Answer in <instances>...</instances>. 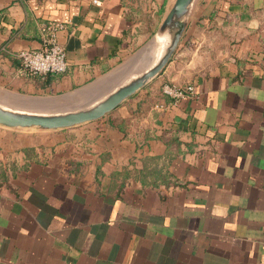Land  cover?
<instances>
[{
  "label": "crops",
  "instance_id": "crops-1",
  "mask_svg": "<svg viewBox=\"0 0 264 264\" xmlns=\"http://www.w3.org/2000/svg\"><path fill=\"white\" fill-rule=\"evenodd\" d=\"M174 1L0 0V95L104 76ZM48 20L68 69L24 75ZM164 83L197 93L160 109ZM0 264H264V0H197L162 74L97 121L0 124Z\"/></svg>",
  "mask_w": 264,
  "mask_h": 264
},
{
  "label": "water",
  "instance_id": "water-1",
  "mask_svg": "<svg viewBox=\"0 0 264 264\" xmlns=\"http://www.w3.org/2000/svg\"><path fill=\"white\" fill-rule=\"evenodd\" d=\"M196 2L197 0H175L153 38L132 57V60L161 42L157 55L150 58L143 68L134 70L122 82L100 96L86 100L96 92L102 91L126 64L75 91L58 97H26L4 93L0 95V124L13 128L57 130L105 117L162 74L178 50ZM73 101L78 104H65ZM47 103L63 105L56 108L46 107Z\"/></svg>",
  "mask_w": 264,
  "mask_h": 264
},
{
  "label": "built area",
  "instance_id": "built-area-1",
  "mask_svg": "<svg viewBox=\"0 0 264 264\" xmlns=\"http://www.w3.org/2000/svg\"><path fill=\"white\" fill-rule=\"evenodd\" d=\"M98 3V0H94ZM59 21H45L40 24L43 45L38 49H22L17 53L21 60V72L27 76H47L61 74L67 71L68 63L66 50L58 40V33L64 28ZM162 94L170 97V103H160L156 107L163 109L170 105H177L188 96H195L197 91L194 84L176 85L164 83Z\"/></svg>",
  "mask_w": 264,
  "mask_h": 264
},
{
  "label": "rangeland",
  "instance_id": "rangeland-1",
  "mask_svg": "<svg viewBox=\"0 0 264 264\" xmlns=\"http://www.w3.org/2000/svg\"><path fill=\"white\" fill-rule=\"evenodd\" d=\"M153 38V36L148 40V42L140 47H138L135 50H132L130 53H128L127 55H125L123 61L115 68H119L122 65L126 64V67L123 68L120 72H118L116 75L113 76V78L111 79V81L105 86V88L100 91V92H96L95 95H92L90 97H88L86 100L88 101L89 99L93 98V97H97L100 96L101 94H103L104 92H106L107 90L111 89L112 87L116 86L117 84H119L120 82H122L125 78H127L134 70L137 69H141L143 68L149 61L150 58H152L153 56H156L157 53L154 52L157 50V45H155L154 47H152L150 50H148L147 52L144 51L141 54V57L138 59L137 62L133 63L132 57L144 46H146L150 40ZM114 69V70H115ZM65 102H63L64 104ZM61 103V105H56V104H46V107H58V106H62L63 105ZM65 104H69V105H74V104H78V102L73 101L72 103H65ZM81 129V128H79Z\"/></svg>",
  "mask_w": 264,
  "mask_h": 264
},
{
  "label": "bare ground",
  "instance_id": "bare-ground-1",
  "mask_svg": "<svg viewBox=\"0 0 264 264\" xmlns=\"http://www.w3.org/2000/svg\"><path fill=\"white\" fill-rule=\"evenodd\" d=\"M161 44H162L161 42H160V44H159V43L156 44L158 47H157V50L154 51V52H156V53L159 52V50H160V45H161ZM142 53H143V52H142ZM142 53H140L139 56H138L136 59H134V61L132 62V64L138 61V59L141 57V54H142Z\"/></svg>",
  "mask_w": 264,
  "mask_h": 264
},
{
  "label": "trees",
  "instance_id": "trees-1",
  "mask_svg": "<svg viewBox=\"0 0 264 264\" xmlns=\"http://www.w3.org/2000/svg\"><path fill=\"white\" fill-rule=\"evenodd\" d=\"M39 77V76H38Z\"/></svg>",
  "mask_w": 264,
  "mask_h": 264
}]
</instances>
